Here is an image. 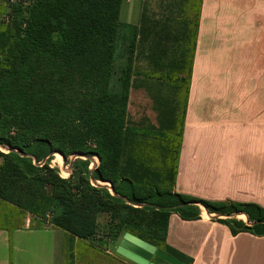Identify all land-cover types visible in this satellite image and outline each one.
<instances>
[{"label": "trees", "instance_id": "16d2710c", "mask_svg": "<svg viewBox=\"0 0 264 264\" xmlns=\"http://www.w3.org/2000/svg\"><path fill=\"white\" fill-rule=\"evenodd\" d=\"M25 1L27 7L13 8L9 25L0 24V149L6 151L0 152V201L34 219L52 216V226L73 242L96 237L99 219L107 217L101 234L106 241L99 244L131 233L184 264L192 259L167 245L172 214L198 220L203 207L235 235L264 237L260 206L173 194L174 175L151 177L143 152L127 146L135 57L144 54L139 42L164 34L149 52L160 71H171L182 67L196 23L183 21L182 29H172L169 22H148L139 29L121 21L124 0ZM163 42L178 47L170 64L164 65L169 46ZM38 143L52 157L59 153L67 161L83 154L86 160L73 161L70 178L63 179L51 156L31 151ZM94 157L100 163L91 170ZM160 158L169 157L161 151ZM131 161L136 167H128ZM105 182L112 186L100 184ZM239 214L248 221L238 220Z\"/></svg>", "mask_w": 264, "mask_h": 264}, {"label": "crops", "instance_id": "0c3cea01", "mask_svg": "<svg viewBox=\"0 0 264 264\" xmlns=\"http://www.w3.org/2000/svg\"><path fill=\"white\" fill-rule=\"evenodd\" d=\"M126 2L138 12L123 22ZM143 4L124 0L121 21L139 29L148 22L186 21L197 29L185 42L188 69L160 71L149 52L157 37L139 42L144 52L139 60L146 66L135 57L126 123L129 150L143 152L146 160L141 162L152 169L151 177L174 175L173 194L264 209V0H200L191 18L141 12ZM159 35L157 39L166 38ZM185 75L186 89L180 80ZM155 87L165 93L155 94ZM140 91L147 93L144 105ZM161 151L169 158L162 160ZM131 163L129 168L136 167ZM161 166L169 170L161 172ZM200 208L198 220L170 216L169 247L192 264H264V237L235 235ZM46 222L0 201V264H134L116 252L123 237L106 245L78 238L73 242Z\"/></svg>", "mask_w": 264, "mask_h": 264}, {"label": "rangeland", "instance_id": "374dc122", "mask_svg": "<svg viewBox=\"0 0 264 264\" xmlns=\"http://www.w3.org/2000/svg\"><path fill=\"white\" fill-rule=\"evenodd\" d=\"M186 2V3H185ZM185 2L183 0H144V4L142 6V8L140 9L141 12L142 10H146V13L148 14H151V13H156L158 14L159 16H167L169 12V14H179V16L181 14H183L185 17L188 15L191 17H195V13L198 9V5L200 3V0H188ZM150 7V8H149ZM173 11V12H172ZM138 12V8L134 7L133 3L132 4H128L126 2V5H125V8H124V12H123V17H122V21L123 22H128L131 20L132 17H134L135 14H137ZM178 16V17H179ZM177 17V16H176ZM181 23L180 21L178 22H169L168 25H171V28L172 29H182V26H180ZM2 24V23H0ZM10 23H7V24H2V25H5L3 27H6V25H9ZM159 41V40H158ZM163 41V40H162ZM167 47H168V59L166 62H164V65L166 63H169L172 62L171 60H174L175 59V56L178 54V47L177 46H173V47H170L171 45L170 44H165ZM190 52V51H189ZM181 57V56H180ZM179 57V58H180ZM140 62V65L141 66H146V62L145 60H139V57L137 59V63ZM182 66L185 68L188 69V67L190 66V60L187 62L183 59V64ZM165 76V74H164ZM188 75H185V77H181L180 80H183L184 82V89H186V86H187V81H188ZM159 91H158V87H155V88H152V91L155 92V94H163L165 93L163 91V87H159ZM139 93L140 95L143 96V98L141 99V105H144V97L145 95H147V93H145L144 91H140V92H137ZM145 100H147L148 104L151 103V100L147 97L145 98ZM31 151L37 153L39 156H42V155H46V153L49 155V157L51 156L52 157V154H51V151H49L48 149V146H44L40 143L38 144H35L31 147ZM0 152L2 153H6V151L0 149ZM59 155V156H58ZM76 155V154H75ZM63 156V155H62ZM60 156L59 153H55V155L51 158V167L52 168H58L60 173H61V177L63 179H69L70 178V170H71V164L73 162V159H74V156L73 157H69L67 161H64L63 160V157ZM66 159V158H65ZM1 159H0V164H1ZM107 186L111 187L112 185H110V183H107ZM113 193V192H112ZM238 220H242L244 222L247 221V218L243 216H238L237 218ZM108 223V218L107 217H102L99 219V232H98V235L96 237H93V239H90V241H93L95 243H99L100 241H103L105 242L106 239L104 237H101L102 235V232H104V227L106 226V224ZM111 248L113 250V247L114 245L111 244ZM105 247V246H103ZM105 248H103L104 250ZM156 263H159L157 262V260L155 259ZM159 264H165L164 262L163 263H159Z\"/></svg>", "mask_w": 264, "mask_h": 264}, {"label": "water", "instance_id": "95a60500", "mask_svg": "<svg viewBox=\"0 0 264 264\" xmlns=\"http://www.w3.org/2000/svg\"><path fill=\"white\" fill-rule=\"evenodd\" d=\"M60 156L62 155L60 154ZM62 157L65 161V157ZM78 158L86 160V157L83 154H77L75 159ZM75 159L73 161H75ZM116 252L118 255L134 264H156L154 262L155 258L160 259L167 264H184L175 257L159 250L154 245L136 237L131 233H126L123 236Z\"/></svg>", "mask_w": 264, "mask_h": 264}, {"label": "built area", "instance_id": "2783aa9c", "mask_svg": "<svg viewBox=\"0 0 264 264\" xmlns=\"http://www.w3.org/2000/svg\"><path fill=\"white\" fill-rule=\"evenodd\" d=\"M28 5H29V2L25 0H0V23H5V24L11 23L10 13H12L13 8L16 6L27 7ZM75 158H76V155L74 156V159ZM99 163H100V160L97 157L92 158L90 169L91 170L96 169ZM51 220H52V216L47 215L46 223L49 226H52Z\"/></svg>", "mask_w": 264, "mask_h": 264}]
</instances>
